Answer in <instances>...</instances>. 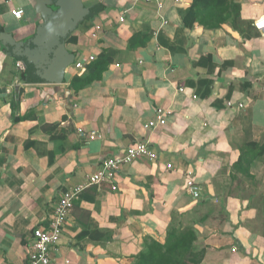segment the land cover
<instances>
[{"label":"crops","instance_id":"0c3cea01","mask_svg":"<svg viewBox=\"0 0 264 264\" xmlns=\"http://www.w3.org/2000/svg\"><path fill=\"white\" fill-rule=\"evenodd\" d=\"M162 1L157 12L143 0H82L101 10L66 48L89 62L81 74L70 66L58 85L22 81L24 68L0 44V264H26L32 230L48 225L62 191L144 140L159 157L127 165L114 191L81 192L53 264H133L149 238L165 242L171 220L195 230L199 264H264V157L247 175L232 168L244 143L264 141V30L253 29L264 0H228L217 28L184 25L192 0ZM34 4L0 0V32L30 37L40 22ZM143 34L144 45L128 46ZM102 53L109 63L101 77L70 88ZM158 108L167 111L164 124ZM189 178L201 198L186 192Z\"/></svg>","mask_w":264,"mask_h":264},{"label":"built area","instance_id":"2783aa9c","mask_svg":"<svg viewBox=\"0 0 264 264\" xmlns=\"http://www.w3.org/2000/svg\"><path fill=\"white\" fill-rule=\"evenodd\" d=\"M146 3H154L157 12L164 6L162 0H143ZM178 2L179 0H174ZM13 18L20 20L24 16L22 8H15L10 11ZM161 18H163L161 16ZM123 22V19H119ZM100 25L95 26V30H99ZM253 29L258 32L264 30V16L259 17L253 22ZM95 36V34H93ZM264 38V35H263ZM87 59L75 60L71 64L73 69L77 70V74H81L85 68ZM18 67H23L20 62H16ZM179 91H183L180 88ZM226 107H234L232 101L225 102ZM243 104L238 103V108H242ZM167 111L162 108L156 110V121L159 124L165 123V116ZM148 125H145L147 127ZM90 139L93 138L91 135ZM159 157L157 149H155L149 141H134L129 144L121 153H116L110 157L100 160L98 166L86 176L84 183L76 184L72 187L66 188L60 194L58 201L54 207L53 215L47 226L37 225L32 230L31 242L26 251V264H53L52 253L60 243L63 231L69 221L75 202L79 199L81 192L91 185H108L111 190L118 188V182L123 176L124 168L131 163L146 159L154 161ZM166 168L170 169L171 164H166ZM186 192L193 198H201V187L193 179H186L184 183ZM234 251V249H232ZM67 263V261H65Z\"/></svg>","mask_w":264,"mask_h":264},{"label":"water","instance_id":"95a60500","mask_svg":"<svg viewBox=\"0 0 264 264\" xmlns=\"http://www.w3.org/2000/svg\"><path fill=\"white\" fill-rule=\"evenodd\" d=\"M34 9L40 22L33 34L16 40L11 33L1 31L0 44L6 55L21 63L27 84H61L74 61V54L66 48L67 39L101 7H87L82 0H35Z\"/></svg>","mask_w":264,"mask_h":264},{"label":"trees","instance_id":"16d2710c","mask_svg":"<svg viewBox=\"0 0 264 264\" xmlns=\"http://www.w3.org/2000/svg\"><path fill=\"white\" fill-rule=\"evenodd\" d=\"M227 3L228 0H192L190 7L183 16V23L186 27H191L197 19L198 23L203 26L217 28L225 21L214 20V17L221 13L222 8ZM202 16L205 19H202ZM137 36L139 35L129 40L128 46L130 48L138 44L144 45L149 38L143 34L140 37L141 42H137ZM76 41V36L71 35L67 39L66 45ZM108 63L105 54H100L95 61L86 67V72L83 75L72 77L69 87L77 91L79 88L100 78ZM20 78L25 81V71L20 73ZM261 157H264V141L260 143L248 141L240 148L239 156L232 168L243 175H247L253 162ZM81 236L84 235L81 234ZM87 236L91 238L90 233ZM195 239L196 232L193 227L188 226L177 230L174 226H169L165 242L161 244L149 238L147 249L137 255L133 264H199L204 255V250L197 251L194 249L193 242Z\"/></svg>","mask_w":264,"mask_h":264},{"label":"rangeland","instance_id":"374dc122","mask_svg":"<svg viewBox=\"0 0 264 264\" xmlns=\"http://www.w3.org/2000/svg\"><path fill=\"white\" fill-rule=\"evenodd\" d=\"M20 21H21V20H20ZM20 23H21V22H20ZM22 23H23V22H22ZM69 68H70V67H69ZM238 183L240 184V186L243 185V183L241 182V180H238ZM232 186H233V184H231V185L229 186V192L232 190ZM235 188H236V186H234L233 190H234ZM188 220H190V218H189ZM170 225H171V226H172V225H175V221L171 220ZM184 227H188V223H187V222L184 223Z\"/></svg>","mask_w":264,"mask_h":264},{"label":"bare ground","instance_id":"6f19581e","mask_svg":"<svg viewBox=\"0 0 264 264\" xmlns=\"http://www.w3.org/2000/svg\"><path fill=\"white\" fill-rule=\"evenodd\" d=\"M71 64H72V63H71ZM70 66H71V65H70ZM70 66H69V67H70ZM69 67H68V68H69ZM68 68H67V69H68Z\"/></svg>","mask_w":264,"mask_h":264}]
</instances>
